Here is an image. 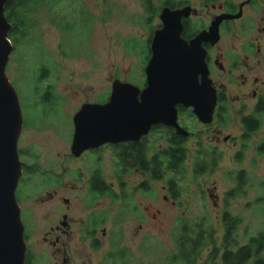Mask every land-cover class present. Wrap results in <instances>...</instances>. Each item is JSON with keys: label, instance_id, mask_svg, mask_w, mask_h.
I'll return each instance as SVG.
<instances>
[{"label": "rangeland", "instance_id": "374dc122", "mask_svg": "<svg viewBox=\"0 0 264 264\" xmlns=\"http://www.w3.org/2000/svg\"><path fill=\"white\" fill-rule=\"evenodd\" d=\"M165 1L168 0H153L157 13L149 25L144 0H46L28 7L30 34L23 39L18 35L17 45L11 41L13 52L6 73L22 110L18 150L25 153L20 161L38 170L35 174H23L24 182L19 183L16 192L29 243L36 250L46 249L40 246L42 238L55 225L61 208L62 212L68 210L72 219L86 217L80 180L86 181L95 169L99 168L102 178L115 184L121 195L110 149L82 159L71 155L73 117L86 103L104 102L115 80L143 85L150 35L160 23L158 15ZM189 1L199 13L192 18V24L200 29L216 12L205 8L204 0ZM225 43L226 40L222 46ZM180 121L189 124L187 116ZM236 156L234 150L227 149L216 174L199 179H193L186 164L178 177V200L170 198L165 189L168 174L163 181L152 183L149 194L138 196L143 219L138 220L129 210L118 225L121 229L118 243L129 248L130 260L135 264H170L169 259L178 256L177 242L181 235L202 221L210 238L204 242L194 264H221L224 211L238 219L235 237L239 245L264 232V156L255 152L240 159ZM238 170L249 174L250 183L225 204L226 193L236 188L229 173ZM127 180L131 190L138 178ZM207 186L218 195L217 204L201 194ZM54 193L56 198L48 200ZM153 195L156 199L151 198ZM63 199H69L71 207L64 208ZM101 205L107 210L112 208L111 218L122 211L120 201L111 206L110 201L103 200ZM106 227L111 236L118 233L110 222ZM110 237L94 252L88 243L82 242L74 264H102L112 250ZM47 261L42 264H56Z\"/></svg>", "mask_w": 264, "mask_h": 264}, {"label": "flooded vegetation", "instance_id": "af4514ba", "mask_svg": "<svg viewBox=\"0 0 264 264\" xmlns=\"http://www.w3.org/2000/svg\"><path fill=\"white\" fill-rule=\"evenodd\" d=\"M204 2L205 8H211L216 14L210 17L208 23L202 25L200 29L195 28L192 24V18L198 16L199 13L189 0L177 2L168 0L163 3L162 9L169 8L172 11H180L191 8L190 17L181 20L183 26L181 37L189 44L200 33L208 31L218 17L223 15L233 17L220 23L217 42L208 41L202 44V49L205 51L208 79L215 92L216 100L211 121L202 122L195 114L193 106L185 108L180 105L177 107L178 125L187 133L186 136L179 135L174 128L154 125L148 134L141 136L139 140L107 143L99 148L85 151L80 157H74L71 153L74 158L82 159L86 155L98 156L104 149H110L113 154V174L121 195L115 189V184L107 183L102 178L100 169H95L92 174H89L86 181L80 180L82 184L80 197L85 204L86 217L80 220L72 219L68 210L65 209L66 211L62 212L61 208V215L57 218L55 225L45 232L42 238L43 244L40 246L46 247V249L39 251L30 245L29 235L24 225L27 246L25 264L48 263L47 259L50 262L51 260L55 261L56 264H74L82 242L88 243L93 252L102 248L105 240L111 236V231L107 232L106 227L109 222L112 227H116L118 233H114L110 237L111 245L109 247L112 250L105 255L102 264H135L133 260H130L129 248L118 243L121 240V229L118 225L124 217V212L129 210L137 216L138 220L143 219L142 207L137 200L138 196L149 194L152 191V183L163 181L165 175L168 174L170 179L166 181L165 189L170 198L178 200V177L186 164L193 179H199L216 174L227 149L234 150L239 159L250 152L264 156V0H204ZM161 27L160 21L156 29L151 32L148 49L150 57L154 32ZM224 40L226 43L222 46ZM144 77L143 85L137 86L141 90L146 87V76L144 75ZM199 80L201 82V77ZM109 97L98 104L107 103ZM183 116H187L189 124L181 123L180 119ZM172 138L176 142L177 138L182 141L180 150L184 153L185 160L181 169L173 166L169 171H162L160 162L162 153L169 150L171 154H177L178 151L176 142L171 141ZM192 141L193 145L188 146ZM24 153L25 151L19 150V156ZM21 164L22 175L38 172L32 166ZM79 175L81 176V173ZM229 175L236 183V188L234 192L226 193L225 204H228V199L233 198L237 193L241 194V190H245L244 188L250 183L249 174L245 170L230 172ZM133 176L137 177L138 181L130 190L127 179ZM20 182H24L22 177ZM60 183L61 180L55 185ZM262 184L264 187V183ZM99 188H102L103 191L98 192ZM55 193L50 194L48 200L53 201L56 198ZM201 194L207 195L215 204L219 200L216 192L211 191L208 186L205 190H201ZM151 198L156 199V196L153 195ZM167 199L166 197L165 200ZM103 200L110 201L111 206L114 202L120 201L122 211L111 218L112 208L104 209V206L101 205ZM62 203L64 208L71 207L69 199H63ZM221 219L225 228L221 240L222 247L220 249L222 251L219 256L221 264L224 254L228 250L237 252L241 248L251 245L253 239H257L260 234L264 233L261 232L251 237L242 246L238 244L235 237L239 226L238 219L229 211H224L221 214ZM141 226L139 224V228H142ZM203 228L204 225L200 221L187 233L190 245L195 243L199 246V249L190 256V262L193 264L197 262L196 257L203 249L204 242L210 238ZM84 246L86 247V245ZM260 257L264 259V244ZM257 258L258 256L253 254L248 264H256Z\"/></svg>", "mask_w": 264, "mask_h": 264}, {"label": "water", "instance_id": "95a60500", "mask_svg": "<svg viewBox=\"0 0 264 264\" xmlns=\"http://www.w3.org/2000/svg\"><path fill=\"white\" fill-rule=\"evenodd\" d=\"M6 3L7 0H0V264H25V227L16 198L22 177L18 142L23 117L18 95L6 73L13 52ZM191 11L162 9V27L154 32L143 90L115 80L107 103L82 105L73 117L74 157L107 143L139 140L154 125L174 128L179 135L186 136L178 125L180 105L193 106L202 122L211 121L216 100L202 44L217 42L220 23L233 17H218L208 31L189 44L181 37V20L190 17Z\"/></svg>", "mask_w": 264, "mask_h": 264}, {"label": "trees", "instance_id": "16d2710c", "mask_svg": "<svg viewBox=\"0 0 264 264\" xmlns=\"http://www.w3.org/2000/svg\"><path fill=\"white\" fill-rule=\"evenodd\" d=\"M46 0H7L5 5V16L8 22L11 24V30L9 33V40L15 43L16 45L19 43V39L17 38L20 35L23 38L30 34V29L27 21V9L28 7L38 3H44ZM145 9L147 12L146 16V24L149 25L153 17L155 16L156 9L152 3V0H144ZM136 51V50H135ZM150 59V54L148 56V61ZM147 61V62H148ZM49 94V93H48ZM170 140V139H169ZM172 142H176L173 138ZM181 140L177 138L176 146H177V154H171L169 150L163 152L161 155V164L162 171L170 170L173 166L180 168L185 160L184 153L181 149ZM174 160V161H172ZM176 162V163H174ZM181 169V168H180ZM98 192L103 191L102 188L97 189ZM101 190V191H100ZM179 247L178 256H172L169 261L170 264H176L179 262L188 261L190 262L191 254L195 253L199 246L198 244L193 243L190 245V241L187 238V233L181 235L180 239L177 242ZM263 244H264V233L260 234L257 239H253L251 245L241 248L239 251H227L223 257L222 264H248L251 260L253 254L257 255L256 264H264V259L260 257V254L263 253Z\"/></svg>", "mask_w": 264, "mask_h": 264}]
</instances>
